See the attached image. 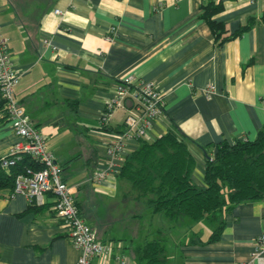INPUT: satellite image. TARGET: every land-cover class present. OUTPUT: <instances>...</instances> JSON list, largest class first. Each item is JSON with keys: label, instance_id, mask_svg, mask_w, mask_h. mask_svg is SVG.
Instances as JSON below:
<instances>
[{"label": "crops", "instance_id": "1", "mask_svg": "<svg viewBox=\"0 0 264 264\" xmlns=\"http://www.w3.org/2000/svg\"><path fill=\"white\" fill-rule=\"evenodd\" d=\"M210 1L221 6L211 21L221 25L224 41L203 17L202 4ZM263 14L264 0H0V33L20 74L15 98L46 136L82 217L113 253L144 264L133 249L147 239L164 240V214L144 204L129 206L128 184L118 177L141 139L125 141L117 172L101 183L92 180L105 160V142L122 131L131 112L125 102L104 129L98 125L118 79L131 74L136 83L153 82L162 93L163 114L142 140L167 132L184 139L195 160L192 182L202 186L201 147L253 140L264 127ZM208 84L209 97L203 93ZM18 141L0 95V157ZM12 191L13 186L0 188V264H75L79 250L55 214L52 194L31 205ZM88 196L105 199L107 207L91 204L86 212ZM143 210L149 218L139 223ZM220 216L224 226L214 241L207 219L165 216L171 224L177 220L178 229L164 242L165 264H264V249L255 247L264 232V198L240 202ZM117 220L138 223L122 226V232L113 228ZM93 264L117 263L110 256L96 257Z\"/></svg>", "mask_w": 264, "mask_h": 264}, {"label": "trees", "instance_id": "2", "mask_svg": "<svg viewBox=\"0 0 264 264\" xmlns=\"http://www.w3.org/2000/svg\"><path fill=\"white\" fill-rule=\"evenodd\" d=\"M201 8L219 39L222 27L211 21V16L221 6L210 1ZM227 38L221 37V41ZM98 125L102 129L106 127ZM201 149L205 156L202 186L192 182L195 160L186 141L174 132L154 141L141 139L139 147L124 159L118 177L129 183L134 199L152 213H163L169 219L181 215L195 221L207 219L212 226L209 241H214L224 226L221 212L246 200L264 198V127L253 140L232 143L223 140ZM26 168L37 169L39 165L25 155L9 172L0 167V188L12 187L14 176ZM133 251L144 264H165L162 238L147 239Z\"/></svg>", "mask_w": 264, "mask_h": 264}, {"label": "built area", "instance_id": "3", "mask_svg": "<svg viewBox=\"0 0 264 264\" xmlns=\"http://www.w3.org/2000/svg\"><path fill=\"white\" fill-rule=\"evenodd\" d=\"M54 13L60 14L59 8ZM20 74L14 69L7 39L0 33V95L1 108L6 121L20 141L14 143L6 155L0 157V167L9 172L25 155L35 161L39 168H26L13 179L14 194H24L29 203H44L45 193L52 194L53 209L60 218L73 246L79 250L75 264H93L96 257H112L117 264H135L125 253H113L108 243L98 239L95 229L82 217L70 187L62 178L61 166L46 148V136L33 124L15 98L14 88ZM203 93L209 97L213 85L208 84ZM125 102L130 103L131 112L125 117L120 133L105 142V160L92 172V180L103 182L111 172H117L116 159L121 155L125 141L145 139L153 121L163 114L164 99L153 82L136 83L133 75L120 77L114 94L106 101L99 115L98 124L106 125L113 112ZM257 250L264 249V232L255 241Z\"/></svg>", "mask_w": 264, "mask_h": 264}, {"label": "rangeland", "instance_id": "4", "mask_svg": "<svg viewBox=\"0 0 264 264\" xmlns=\"http://www.w3.org/2000/svg\"><path fill=\"white\" fill-rule=\"evenodd\" d=\"M128 186H127V190L126 192L124 191V193H126L127 196V204L129 206H131L133 209H138V208H141L143 203L141 201H137L136 199H134V192L132 193V191L130 190V185L129 183L127 182ZM122 193L121 194H118L116 196V198L114 199V202L116 203V201H120L121 202V199H122ZM84 201V200H83ZM93 202V203H92ZM91 204H97L98 206L100 207H107V202L105 199H99V198H96L95 196H88L85 200V209H86V212H89L90 211V206H92ZM146 210H143V212L145 213ZM150 213V212H149ZM146 213L143 215V218L140 220L139 223H143L145 222V219H148V215H146ZM185 219H187L188 221H190L189 218H186L184 217ZM162 228H163V231H162V237L164 238V242H169L171 240V237L175 235V232L178 230L174 225L177 223V220H174L172 221V224H171V221L168 220L164 215H162ZM138 223L137 221L134 222V221H125V220H120L117 222H114L113 223V228L116 229V230H119V231H122L123 230L121 229L122 226H126L127 224H129L130 226H137ZM203 226V228L205 229L206 228V224H201ZM174 226V227H172ZM135 228V227H134ZM95 229V228H94ZM96 231V229H95ZM124 232H127V231H124ZM204 232V231H203ZM204 235L206 236V233L204 232Z\"/></svg>", "mask_w": 264, "mask_h": 264}]
</instances>
